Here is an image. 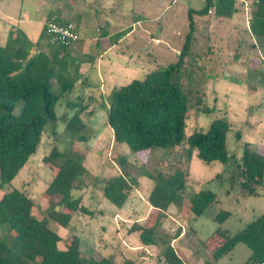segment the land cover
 Listing matches in <instances>:
<instances>
[{"label": "rangeland", "instance_id": "1", "mask_svg": "<svg viewBox=\"0 0 264 264\" xmlns=\"http://www.w3.org/2000/svg\"><path fill=\"white\" fill-rule=\"evenodd\" d=\"M50 2L0 0V24L9 23L10 30L13 28L11 38L20 37V40H14L15 43L6 41L0 45L6 46L7 50L10 46L16 48V41L23 44L35 42L41 33L43 10ZM89 5L84 18L87 24L79 26L81 36H89L92 44L88 52L90 58L85 63L88 85L79 88L78 93H90L88 98L81 100L91 102L83 112L86 139L74 143V149L83 156L88 171L84 187L72 193L75 197L81 196L82 204L94 215L74 214L67 227L49 215L50 206L58 196L48 193V181L54 168L44 164L42 157L54 144L61 148L69 147L75 135L72 137L64 129V114L69 116L74 111L67 108L64 97L55 107L56 120L49 122L44 129L36 151L6 190L18 188L27 193L33 201V215L43 220L58 236L59 248H65L67 241L77 235L82 255L97 258L111 255L118 263L131 258L135 264H159L160 247L143 246L138 234L128 233V229L134 221L147 222L154 217V210L147 201L153 181L143 171L161 172L163 175L172 173L186 145L176 147L168 155V150L153 147L139 158L124 143L114 146L112 130L106 124L107 107L102 100L113 87L141 79L158 65L175 62L192 20L191 51L196 60L191 72L192 82L188 84L193 91L189 97L186 133H191L194 128L206 130L215 118H227L231 124L227 147L232 158L223 164L219 161L205 162L198 158L196 152L192 155L184 194L188 196L193 191L210 190L215 194V200L195 220L188 215L187 205L183 202L171 205L159 233L184 252L186 264H204L217 244H205L211 234L219 228L233 236L264 212V185L257 188L255 195H244L235 176L236 164L245 147L264 152V48L248 28L250 1L236 0V11L230 18L216 16L211 9L206 15L193 13L191 19L189 9H201L203 0H90ZM98 26L107 28L109 35L100 37L96 30ZM129 26L132 28L129 36L115 43L99 58L103 64L101 69L95 60L98 58L96 53L103 48L94 46V38H102L103 47H106L116 40V33L121 28ZM42 47H46L45 43L40 44L39 48ZM110 63L117 73L114 78L108 76V83L100 86L101 70L106 74ZM58 87V84L53 85L54 89ZM70 97L76 100L77 96L71 94ZM20 107L21 103H18L15 112ZM119 154H125L131 163V173L137 179L122 206L112 203L104 195L98 179L120 174L116 161ZM231 173L234 174L232 183ZM2 193L0 190V195ZM122 194L125 197L124 192ZM220 211L229 212L222 223L214 220ZM0 237L7 243L14 239L7 223L0 224ZM250 253L244 242H238L216 264H242Z\"/></svg>", "mask_w": 264, "mask_h": 264}, {"label": "trees", "instance_id": "2", "mask_svg": "<svg viewBox=\"0 0 264 264\" xmlns=\"http://www.w3.org/2000/svg\"><path fill=\"white\" fill-rule=\"evenodd\" d=\"M203 1L201 9H189L190 19L193 13L206 15L211 9L216 16L226 18L232 17L236 11V0ZM241 1H250L248 28L264 48V0ZM193 31L191 20L190 30L175 62L158 65L141 79L113 87L102 100L107 107L106 124L112 130L114 146L124 143L139 158L153 147L168 150V155L176 147L186 145L172 173L163 175L161 172L143 171L153 181L147 201L154 210V217L147 222L134 221L128 229V233L138 234L143 246L160 247L159 264H186L184 252L159 233L168 208L183 202L187 205L188 215L195 220L215 200V194L210 190L193 191L188 196L184 194L192 155L196 152L198 158L205 162L219 161L223 164L232 158L227 147V133L231 129L227 118H215L206 130L194 128L191 133H186L189 97L193 91L188 84L196 60L191 51ZM101 34L106 35L104 31ZM15 39L20 40V37H10L8 42ZM44 40L51 45L47 41L45 25L35 42L23 44L16 41V48L10 46L7 50L6 46L0 45V190H3L0 195V224L7 223L14 236L9 243L0 237V264H135L131 258L118 263L111 255L99 258L82 255L77 235L67 241L65 248H59L58 236L43 220L33 215V201L27 193L18 188L6 190L36 151L44 129L49 122L56 120L55 107L64 97L67 107L74 109L69 116L64 114V129L72 137L75 135L69 147L61 148L54 144L42 157L44 164L54 168L48 181V193L58 196L50 206L49 215L63 227L69 226L74 214L94 215L82 204V197H75L72 193L84 187L88 171L83 156L74 149V143L86 139L83 112L90 101L85 103L81 95L76 100L70 97L78 75V69L72 73V64L68 62V49L72 45L51 49L49 57L39 48ZM60 52L63 53L60 55ZM54 84L59 87L54 89ZM18 103L21 107L15 112ZM116 161L120 174L98 179L104 195L112 203L122 206L137 179L131 173V163L125 154L117 155ZM236 169L235 176L242 193L255 195L257 188L264 185V152L245 147ZM230 178L232 183L233 173ZM228 216V211H220L214 220L222 223ZM211 242L217 244L204 264H216L238 242H244L251 250L242 264H264V212L233 236L218 228L205 244L210 245Z\"/></svg>", "mask_w": 264, "mask_h": 264}, {"label": "crops", "instance_id": "3", "mask_svg": "<svg viewBox=\"0 0 264 264\" xmlns=\"http://www.w3.org/2000/svg\"><path fill=\"white\" fill-rule=\"evenodd\" d=\"M63 1L64 0H51V2L46 5V7L43 10L44 16L41 19V32H42L45 20L47 18H49L50 16H53V15L57 16L59 19H61L63 21H70V22L74 23V25H75V27H76L79 35H80V38L77 42H75L68 49V54H69L68 62L70 64H72L70 66L72 73L78 69L77 80L75 81V84H74L75 88H74L72 94H74V96H78L79 94H81V96H84L83 98L85 99V98H88L87 95L90 93H88V92L87 93H78V90H79V88H85L88 85L87 84V77L88 76H86V72L88 71V67H87V65H85V63H87L88 59L90 58V55L88 54V52H89L92 44L89 40L90 39L89 36H87L86 38H83L81 36L79 26L87 24L84 21L85 14H86L85 10L88 6H90L89 5L90 0H65L64 2ZM84 28H85V26H84ZM131 29L132 28L130 26L121 28V30L116 33V35H117L116 40L113 43H110L108 46L103 47V45H105V43H102V40H101L102 38H100V37L108 36L110 31H108L107 28H104L101 26H98L96 28L100 37L97 39L94 38L93 44H94V46H99V47L102 46V48H103V50L99 49L98 52L96 53L98 56V58L95 60V62L97 63V66L100 65V68L103 69L102 61H100L99 58L102 57L105 52H107L108 50H111L115 43H120V42L124 41L125 38H127V36H129ZM10 31L12 32L13 28L10 30L9 23L0 24V43L4 44V43H6V41H8V39L11 37ZM103 31H104V33H106V35L101 34ZM85 40L87 42H85ZM42 43H45V40L42 41ZM45 45H46L45 48L42 47L40 49L47 52V54L50 57L49 52L51 51V49L57 48V46L47 45L46 43H45ZM62 53L63 52H60L59 54L61 55ZM75 59L77 62H75ZM112 65H113L112 63H110V65H108V67H107L108 72L106 74H104L101 70L102 81L100 79V82H101L100 86L105 85V83H108V79H107L108 76H110L112 78L115 77L114 74H116L117 72H115V69ZM109 92H110V90H109ZM84 102L86 103L89 101L84 100Z\"/></svg>", "mask_w": 264, "mask_h": 264}, {"label": "built area", "instance_id": "4", "mask_svg": "<svg viewBox=\"0 0 264 264\" xmlns=\"http://www.w3.org/2000/svg\"><path fill=\"white\" fill-rule=\"evenodd\" d=\"M44 25L47 41L51 45L68 47L80 38L74 23L63 21L55 15L50 16Z\"/></svg>", "mask_w": 264, "mask_h": 264}]
</instances>
